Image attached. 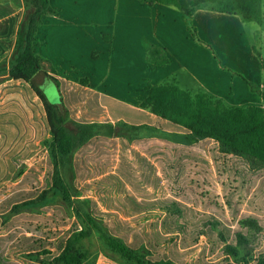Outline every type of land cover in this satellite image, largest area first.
<instances>
[{"label":"rangeland","instance_id":"374dc122","mask_svg":"<svg viewBox=\"0 0 264 264\" xmlns=\"http://www.w3.org/2000/svg\"><path fill=\"white\" fill-rule=\"evenodd\" d=\"M54 1L61 4V10L56 9V13L49 14L38 31V54L45 60L42 72L26 83L11 80L10 69L20 53L18 33L33 12V3L31 0H0V4L10 3L18 17L15 33L9 39L11 46L0 53V104L7 105L17 100L26 103V99H30V112L34 122L43 123L45 128L47 108L39 98L38 91L32 90V86L35 89L42 88L49 103L62 108L66 122L73 121L68 109L63 105L60 83L58 85L56 81L46 82V75L52 70L74 79L81 75L94 76L93 79L106 76L101 81H94V89L108 97H122L132 103L153 87L164 85L177 86L193 93V96L205 93L228 107L246 109L250 106H261L264 109V0H259L258 8L263 15L262 24L254 21L245 23L239 16L212 11L211 8L218 6L215 0H180L186 8L183 9L186 12L184 25L188 40L181 56L166 46L152 23L148 29V24L139 28V23L136 22L138 32H143L137 41L129 39L128 30L132 14L142 15L141 12H132L131 5L124 4L123 10L119 7V0ZM198 8L202 9L199 14L191 12L195 9L197 11ZM123 34L127 36L126 41ZM149 35L152 40H148ZM83 36L86 43L94 46L91 53L87 54L88 47L84 44ZM0 41L3 42L2 46L8 45L6 38L2 37ZM125 53L127 61L132 62L130 57L140 61L139 79L132 85L122 81L117 72L119 61L125 63V58L120 59V54ZM177 68L179 72H172ZM189 73H195V82L187 78ZM27 91L33 93L31 98ZM97 124L105 126L107 123L102 119ZM112 124L116 126L115 136L107 138V142L94 139L91 144H87V148H82L71 156H64L55 149V135L49 127L46 128L47 133L39 139L33 132L26 133L11 145L1 142L0 127V154L7 155L18 164L11 178L1 184L0 232H12L15 216L20 213L47 215L62 208L68 211L72 221H79L80 230L67 237L74 240L76 248L84 256L83 264H176L172 261H154L155 253L147 248L145 243L128 245L137 249V260H130L116 253L112 248L114 238L103 230L104 217L93 213L95 211L91 210L90 200L91 197L106 198L115 192L114 188L106 187L101 180L113 169V150L119 143L118 134L129 148L128 154L132 161L135 160L136 153L147 156L153 149H170L172 157H175L174 161L177 162V171L174 172L173 182L166 184L165 188L158 192V197H173L175 200L185 186V172L178 166L181 159L176 148L195 145L200 138L193 134L164 131L157 123L140 130L126 125L123 121ZM217 144L219 149H222L221 144ZM104 145L109 147L106 148L112 154L110 162L104 158ZM76 155L90 161L85 176H81L76 168ZM227 155L239 176V183L234 185L235 188L224 192L226 205L229 200L233 207L227 205V218L214 216L211 223L202 225L203 235L196 248L186 257V261L203 258L205 251V256L214 258L211 261L215 264H264V217L247 216L244 208L245 202L263 189L264 162L248 155ZM47 158H52L55 167L51 172H48L45 164L42 169L43 161ZM33 166H38L35 172L36 182H39L36 196L24 203L8 205L12 194L23 190L20 182ZM135 166L138 171L136 162ZM215 173L219 180L218 173ZM77 181L80 182L78 188ZM84 186L94 188L92 195L83 192ZM77 201L84 209L81 217L77 215ZM168 204L166 207L144 213L136 221L147 230L151 229L155 222L175 223V233L162 245L167 252L180 240L182 230L186 228L178 204L172 201ZM101 209L104 210L105 206ZM208 226L218 233H223L224 226H229L232 230L230 243L220 247L214 257L208 254L207 249ZM88 231L91 232L90 235H87ZM57 243L58 241H55L54 245L45 249L47 251H40L39 254L21 253L11 247L5 255L0 254V264L12 259L55 264L54 260L60 254Z\"/></svg>","mask_w":264,"mask_h":264},{"label":"trees","instance_id":"16d2710c","mask_svg":"<svg viewBox=\"0 0 264 264\" xmlns=\"http://www.w3.org/2000/svg\"><path fill=\"white\" fill-rule=\"evenodd\" d=\"M33 12L18 33V56L10 69L13 81L29 83L42 72L45 60L38 54V31L49 14L56 13L51 0H31ZM181 6L180 0H145ZM180 1V2H179ZM217 8L212 11L239 15L244 21L263 23V15L258 10L259 0H215ZM15 9L10 3L0 4V38L8 42L2 46L0 53L11 46L9 40L17 26ZM47 81H56L60 87L63 105L68 109L72 120L66 122V115L58 105H52L47 100L42 88L36 90L39 98L47 108V126L55 135V149L64 156H71L76 151L87 148L94 139L107 142L117 134L112 121L124 122L138 130L158 124L159 128L172 133L193 134L200 138L191 146H178V165L185 172L182 191L173 197H158V192L171 184L177 162L172 157L170 149H153L151 156L136 153L132 161L128 154L129 148L120 137L114 148L113 169L102 177L106 187L114 188L110 196L98 199L91 197V210L104 217L103 230L113 237L112 248L130 260L138 259L137 249L130 248V243H145L147 248L155 253L154 261H172L176 264H215L214 258H197L187 262L186 257L199 244L203 235L204 223H211L214 216L227 218V205L224 192L234 189L239 183V176L227 154L235 153L255 157L264 162V109L261 106H250L246 109L228 107L222 101L215 100L205 93L192 95L177 86H155L149 92L138 98L136 106L118 101L112 97L93 92L86 87L87 80L80 79V89L73 83L60 77L54 70L46 75ZM27 90V89H26ZM27 94L32 97L30 91ZM30 99L12 101L10 104H0L1 142L13 144L26 133L33 132L38 139L47 132L43 123L34 122L31 116ZM39 104V102H37ZM105 119V126L98 121ZM158 119V120H157ZM157 120V122H156ZM101 130H106L101 132ZM45 132V133H43ZM221 144L222 149L217 146ZM104 158L111 161V153L104 145ZM109 148V147H108ZM109 151V152H108ZM182 154V155H181ZM107 155V156H106ZM10 156V155H9ZM107 157V158H106ZM185 157V158H184ZM137 163L139 170L134 167ZM90 161L75 157V165L81 176L86 175ZM48 172L55 169L52 158L43 161ZM18 164L7 155L0 154V191L1 184L8 181ZM38 166H33L28 175L21 180L23 190L12 194L8 205L19 204L32 200L39 187L35 172ZM215 171L219 175V180ZM80 182H76L78 188ZM64 191H66L64 189ZM94 188L84 186L83 192L92 195ZM262 191V192H261ZM178 204L186 228L182 230L179 241L172 245L170 251L163 248L170 235L175 233V223L155 222L147 230L139 225L137 218L144 213L168 206L169 202ZM78 204V205H77ZM80 205V206H79ZM105 206L102 210L101 207ZM78 217L83 216L84 209L76 202ZM245 215L264 217V183L263 189L245 202ZM89 215L88 213H86ZM235 215V214H234ZM90 216V215H89ZM92 218V216H90ZM237 216L235 215V218ZM12 232H0V254L5 255L9 248L31 254L45 252L48 246L57 243L60 250L55 264H83L84 256L78 251L72 238L67 237L80 230L77 220L72 221L71 215L65 209L50 212L47 215L20 213L15 216ZM66 230V231H65ZM87 235L91 232L88 231ZM232 230L224 226L223 233L214 228H206L207 249L211 257L216 255L220 247L230 243ZM68 238V239H67ZM39 252V253H38ZM5 264H39L34 261L12 259Z\"/></svg>","mask_w":264,"mask_h":264},{"label":"crops","instance_id":"0c3cea01","mask_svg":"<svg viewBox=\"0 0 264 264\" xmlns=\"http://www.w3.org/2000/svg\"><path fill=\"white\" fill-rule=\"evenodd\" d=\"M53 1L54 0H51L52 7L57 10L59 9L61 10V4H59V2H55V1L53 2ZM119 3H120L119 5L120 9L121 8L123 9L124 4L125 6L131 5L132 12L136 11V12L142 13V15L140 14L137 16H133L132 14L131 16L132 21L130 23L129 30H128L129 36H130L129 39L137 41L139 39V36H141L143 32V30L141 32H138L136 22L139 23V28H143L144 26L148 24L147 25L148 29H149V24L151 25L152 23V25L160 33L159 36L161 37V39L165 41L167 47L169 46L170 48H172L174 50L173 52L178 56H181L184 54L183 50L187 47L188 40H187V33L185 30V25H184L185 20H186V12H185L186 8L182 3H181V6L167 4V3H160V2L145 1V0H139V1L138 0H119ZM183 8H185V10ZM195 10H192L191 12L197 15L200 13V10L202 9L198 8L197 11ZM117 12H118L117 14H119V10H117ZM221 14H224V13H221ZM236 16H239V15H236ZM239 17L242 19L241 16ZM181 20H184V22H181ZM117 21H118V17H117ZM244 22L248 23V21H244ZM124 35L125 34H123V36ZM124 37H125L124 41H126L127 36H124ZM156 37H158V34H156ZM83 39H84V36H83ZM92 39H95V38H92ZM85 40L86 39H84V44H86V46L88 47L86 48L87 49L86 51L88 54L89 52L91 53V50L93 49L94 46L90 45L89 42L86 43ZM148 40H152L151 35H149ZM37 52H39V48H37ZM126 55L127 53H125L124 55L120 54V59H123L124 57L125 63H121L122 60L119 61V63L117 64V72L120 74L119 78L122 81L130 82V84L132 85L133 82H136L139 79L138 70L140 66V61H137L135 58L130 57L132 62H129L126 60ZM172 72H175V73L179 72V68L172 70ZM59 76L60 77L62 76L63 78L70 80L76 89L80 87L79 80L86 79L88 82L86 85L87 86L86 88L93 92H100L94 89V81L95 82L101 81L103 77H106V76H102V77L99 76L98 78L93 79L94 76L81 75L77 77L76 79H74L69 75H64V76L59 75ZM187 78L195 82L197 77L195 73L194 75L192 73H189ZM122 86H125V85H122ZM111 97L118 101L132 104L133 106H136L137 101H138L137 99L135 103H132V101L125 100L122 97L120 98H115L113 96ZM113 122H116V121H112V123Z\"/></svg>","mask_w":264,"mask_h":264}]
</instances>
